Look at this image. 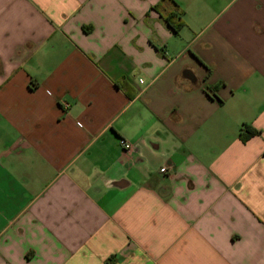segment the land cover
<instances>
[{"label": "crops", "instance_id": "1", "mask_svg": "<svg viewBox=\"0 0 264 264\" xmlns=\"http://www.w3.org/2000/svg\"><path fill=\"white\" fill-rule=\"evenodd\" d=\"M0 264H264V0H0Z\"/></svg>", "mask_w": 264, "mask_h": 264}, {"label": "built area", "instance_id": "2", "mask_svg": "<svg viewBox=\"0 0 264 264\" xmlns=\"http://www.w3.org/2000/svg\"><path fill=\"white\" fill-rule=\"evenodd\" d=\"M120 144L125 150H132L133 149V144L130 141L126 140V139L121 138L120 139ZM161 172L162 173H167L168 172V168L167 167L161 168Z\"/></svg>", "mask_w": 264, "mask_h": 264}, {"label": "trees", "instance_id": "3", "mask_svg": "<svg viewBox=\"0 0 264 264\" xmlns=\"http://www.w3.org/2000/svg\"><path fill=\"white\" fill-rule=\"evenodd\" d=\"M129 96H132V95L129 94ZM243 129H244L245 133L242 132L241 136L244 140H247L248 138H250V137H252L258 133L257 130L250 128L248 125H245Z\"/></svg>", "mask_w": 264, "mask_h": 264}]
</instances>
